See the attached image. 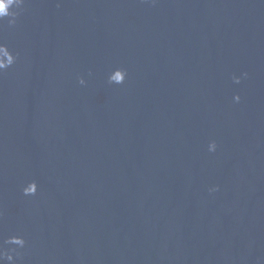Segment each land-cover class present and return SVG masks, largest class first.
Returning <instances> with one entry per match:
<instances>
[{"label": "water", "instance_id": "water-1", "mask_svg": "<svg viewBox=\"0 0 264 264\" xmlns=\"http://www.w3.org/2000/svg\"><path fill=\"white\" fill-rule=\"evenodd\" d=\"M0 14L17 57L0 73V247L26 240L16 264H264V0Z\"/></svg>", "mask_w": 264, "mask_h": 264}, {"label": "clouds", "instance_id": "clouds-1", "mask_svg": "<svg viewBox=\"0 0 264 264\" xmlns=\"http://www.w3.org/2000/svg\"><path fill=\"white\" fill-rule=\"evenodd\" d=\"M21 5L24 4V0H20ZM22 7V6H21ZM20 8V7H19ZM8 16L12 17V19L9 21L10 24L14 25L16 20L15 17L17 16V13H9ZM5 18L4 14H0V20H3ZM3 56H8L9 59L7 60V62L3 61ZM17 61V57L14 56L9 49L0 44V73H3L4 71H6L7 69L11 68L13 65H15ZM126 71L124 72V75L118 78V83L123 84L125 82L126 79ZM245 76L247 74H244ZM234 81L235 83L239 84L241 82L240 78H235L234 77ZM86 82L84 80H80V84L84 85ZM240 96H236L235 100L238 103L240 101ZM216 147L217 145L215 144V142L211 143V150L212 152L216 151ZM218 188H213L210 191L215 192L218 191ZM37 194V186L35 184L31 185L30 187L26 188L24 190V195L25 196H35ZM6 243L8 245L14 246L10 249H4L3 247H0V264H4L5 261H8L9 264H16L17 258H18V249H23L26 247V240L23 237L20 236H13L11 238H9Z\"/></svg>", "mask_w": 264, "mask_h": 264}]
</instances>
